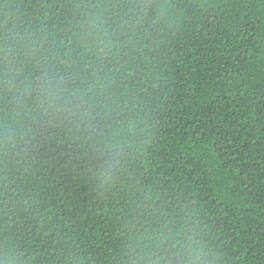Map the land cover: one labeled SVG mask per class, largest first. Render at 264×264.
<instances>
[{"label":"trees","instance_id":"trees-1","mask_svg":"<svg viewBox=\"0 0 264 264\" xmlns=\"http://www.w3.org/2000/svg\"><path fill=\"white\" fill-rule=\"evenodd\" d=\"M0 264H264V0H0Z\"/></svg>","mask_w":264,"mask_h":264}]
</instances>
